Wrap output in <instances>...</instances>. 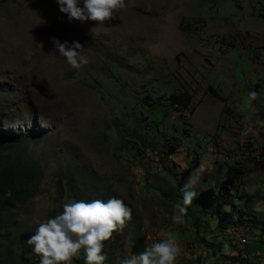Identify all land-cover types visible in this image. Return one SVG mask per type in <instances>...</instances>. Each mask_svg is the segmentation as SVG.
<instances>
[{"label": "rangeland", "instance_id": "374dc122", "mask_svg": "<svg viewBox=\"0 0 264 264\" xmlns=\"http://www.w3.org/2000/svg\"><path fill=\"white\" fill-rule=\"evenodd\" d=\"M51 37L79 42L88 64L71 69ZM184 92L187 110L164 106ZM0 138L42 174L30 200L0 215V264H38L25 241L73 199L115 196L132 210L103 242L104 264L168 235L176 264H215L201 240L263 242L264 0H125L101 23L68 22L55 0H0ZM188 180L217 192L223 233L197 196L187 221L171 224Z\"/></svg>", "mask_w": 264, "mask_h": 264}, {"label": "clouds", "instance_id": "9594fccd", "mask_svg": "<svg viewBox=\"0 0 264 264\" xmlns=\"http://www.w3.org/2000/svg\"><path fill=\"white\" fill-rule=\"evenodd\" d=\"M58 11L65 14L68 22L78 20L104 22L112 18L114 11L125 8V0H55ZM56 53L75 70L88 64L83 47L77 41L70 44L51 37ZM257 98L255 91H248L247 102ZM201 166L199 172H203ZM199 177H196L198 179ZM196 180L186 181L179 189L180 202L170 216L172 225L185 223L187 206L198 195L194 190ZM132 210L115 196L106 200H69L61 205L58 214L38 223L25 243L31 246L38 264H73L82 256L83 264H104V241L114 232L123 229L131 219ZM223 254L231 252L228 242L221 247ZM180 246L172 235L144 245L143 250L120 258L119 264H176Z\"/></svg>", "mask_w": 264, "mask_h": 264}, {"label": "trees", "instance_id": "16d2710c", "mask_svg": "<svg viewBox=\"0 0 264 264\" xmlns=\"http://www.w3.org/2000/svg\"><path fill=\"white\" fill-rule=\"evenodd\" d=\"M212 96L218 98L219 96L214 92H211ZM165 102L164 106H170L172 108H181L187 110L190 107L191 98L189 94H172L168 98L162 100ZM146 103L145 101L143 102ZM13 140L0 138V215L12 213L17 206L23 205L30 200L35 192V189L41 180V171L38 163L25 151L18 149ZM172 153V152H170ZM195 163V164H194ZM190 168L196 166V162L191 160ZM195 165V166H194ZM182 183H177L178 203L180 202L181 193L179 191ZM199 201L205 206L212 207L211 213L216 215L221 207L220 197L213 189H207L200 192L197 195ZM225 204L230 205L234 209V205L230 201H225ZM234 213V212H233ZM191 215V210L188 209L185 214V220L187 221V215ZM218 221L216 223V231L223 233L225 229L224 220L220 215H216ZM202 220L200 216H191V224L197 231L200 230L197 224H201ZM28 236H22L26 238ZM216 238V237H215ZM206 249H211L212 259L215 264L218 261L216 256H221L222 245L217 242L206 243L205 240H201ZM231 251L234 250V246L230 245ZM75 262L83 264L82 256L80 258H74ZM38 263V260L36 261ZM238 263L236 258L229 256H222L221 264ZM239 264V263H238Z\"/></svg>", "mask_w": 264, "mask_h": 264}, {"label": "crops", "instance_id": "0c3cea01", "mask_svg": "<svg viewBox=\"0 0 264 264\" xmlns=\"http://www.w3.org/2000/svg\"><path fill=\"white\" fill-rule=\"evenodd\" d=\"M253 62H255V61H253ZM262 65H263V63H261L260 66H262ZM257 117L258 116L256 114L253 115L252 123H255L254 119H256ZM247 122H249V121H247ZM254 128H255V130H252L254 132H257L258 129H259V127H257V128L254 127ZM200 162L198 164H196V166H198L199 168L202 165ZM216 169H217L216 166H213L211 172L215 171ZM225 175H226V173H225ZM207 189H211V188L210 187H207L203 191H205ZM212 189L214 190V188H212ZM243 231H246V230H243V228H240L238 230V233H244ZM233 236L235 238H233L234 240H232V242H231L232 244L230 243L229 245H233L234 246V250H232L228 254H223L221 252L220 253L221 256L226 255V256H229V257L236 258V260L238 261L239 264H252V263H254V264H263V259H264V241L262 242L261 239L258 240L256 238H253L251 240H248L247 239V236H245V237L237 236L235 234V232H233ZM217 239H219V237H217ZM226 240H227V238L224 241H222V243H220V241L218 240L217 243H220L221 245H223V243L226 242ZM236 241H238V242H236ZM237 244H238V246H237ZM250 244L251 245L256 244L257 247H256V245H253V249H249L248 247H249ZM207 255H211V251H210V254L207 253ZM211 257H212V255H211ZM231 264H236V262L235 263H231Z\"/></svg>", "mask_w": 264, "mask_h": 264}, {"label": "bare ground", "instance_id": "6f19581e", "mask_svg": "<svg viewBox=\"0 0 264 264\" xmlns=\"http://www.w3.org/2000/svg\"><path fill=\"white\" fill-rule=\"evenodd\" d=\"M43 34V33H42ZM53 35V34H52ZM62 37V36H61ZM47 44V43H46ZM48 46V45H47Z\"/></svg>", "mask_w": 264, "mask_h": 264}, {"label": "built area", "instance_id": "2783aa9c", "mask_svg": "<svg viewBox=\"0 0 264 264\" xmlns=\"http://www.w3.org/2000/svg\"><path fill=\"white\" fill-rule=\"evenodd\" d=\"M263 264H264V259H263Z\"/></svg>", "mask_w": 264, "mask_h": 264}]
</instances>
